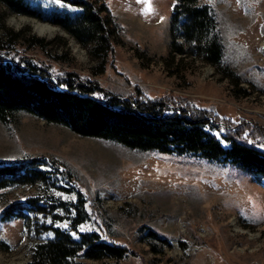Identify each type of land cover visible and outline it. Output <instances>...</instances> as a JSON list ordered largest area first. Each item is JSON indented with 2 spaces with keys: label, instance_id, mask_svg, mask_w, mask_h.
Listing matches in <instances>:
<instances>
[{
  "label": "rangeland",
  "instance_id": "374dc122",
  "mask_svg": "<svg viewBox=\"0 0 264 264\" xmlns=\"http://www.w3.org/2000/svg\"><path fill=\"white\" fill-rule=\"evenodd\" d=\"M100 1L119 27L114 55L101 77L93 75L97 63L87 48L55 25L6 10L0 36L13 31L51 41L44 52L28 56L56 73L75 71L85 82L97 81L113 96L186 98L214 114L210 121L219 127L218 137L244 125L243 138L264 148V0H201L216 16L224 48L220 69L201 60L194 45L181 38V24L172 34L175 0ZM63 50L69 52V65L53 59ZM0 55L8 53L0 50ZM216 117L230 120L232 127ZM27 156L57 160L75 175L98 214L81 231L103 230L135 253L120 262L78 259V264H264V183L241 169L82 137L27 113L9 125L0 121V161ZM43 194L40 186L0 191V215L13 203ZM25 212L33 217L31 229L23 220L0 221V264H27L37 244L54 238L44 229L49 217ZM150 230L166 241L153 238Z\"/></svg>",
  "mask_w": 264,
  "mask_h": 264
},
{
  "label": "trees",
  "instance_id": "16d2710c",
  "mask_svg": "<svg viewBox=\"0 0 264 264\" xmlns=\"http://www.w3.org/2000/svg\"><path fill=\"white\" fill-rule=\"evenodd\" d=\"M6 10L63 29L96 61L93 75L105 74L114 55V43L119 39V27L100 0H0L2 32L6 30ZM179 24L181 38L194 45L195 54L220 69L224 48L212 7L201 0H175L172 34ZM50 44L51 41L20 32L9 31L6 37L0 36V50L8 53L0 55V121L5 125L14 116L27 113L65 126L82 137L116 142L132 150L190 156L223 167L233 166L264 183V148L243 138L246 126L222 131L218 137L215 133L219 127L210 121L214 114L197 108L186 98H146L140 94L132 101L113 96L102 90L97 81L85 82L75 71L56 73L50 65H39L28 56V52H44ZM53 59L68 65L72 62L68 50L56 53ZM223 71L230 73L228 68ZM215 119L228 128L233 125L230 120ZM257 133L263 136V132ZM25 186H40L45 194L5 207L0 221L23 220L31 229L33 217L25 212L29 208L34 217H49L51 224L44 229L54 233L53 239L34 247L27 264H78V259L120 262L135 254L109 240L103 230H80L97 221L98 214L65 164L48 157L28 156L0 161V191ZM52 191L73 198L65 201ZM149 235L163 240L153 230Z\"/></svg>",
  "mask_w": 264,
  "mask_h": 264
},
{
  "label": "bare ground",
  "instance_id": "6f19581e",
  "mask_svg": "<svg viewBox=\"0 0 264 264\" xmlns=\"http://www.w3.org/2000/svg\"><path fill=\"white\" fill-rule=\"evenodd\" d=\"M42 25L45 26V27L48 26L47 24H42ZM50 27H51V26H50ZM44 31H45V29L41 27V28L39 29V34H44V33H45Z\"/></svg>",
  "mask_w": 264,
  "mask_h": 264
}]
</instances>
